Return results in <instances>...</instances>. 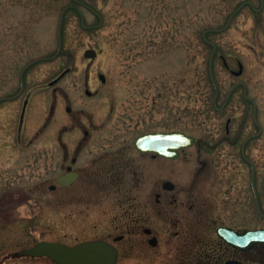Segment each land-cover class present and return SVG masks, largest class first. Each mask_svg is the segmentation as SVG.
<instances>
[{"label":"rangeland","instance_id":"rangeland-1","mask_svg":"<svg viewBox=\"0 0 264 264\" xmlns=\"http://www.w3.org/2000/svg\"><path fill=\"white\" fill-rule=\"evenodd\" d=\"M87 3L102 24L97 26L98 17L80 9L84 24L91 26L84 29L77 11L67 10L61 51L47 59L56 51L59 13L69 0H0V97L16 94L20 70L43 58L24 71L21 94L0 102V264H55L44 257L12 258L39 240L72 245L103 238L134 257V236L113 241L129 228L119 204L137 202L132 199L136 188H142L146 202H153L160 182L179 180L178 169L194 164L196 154L186 150L176 160L154 159L140 154L133 139L173 130L214 140L218 124L232 115L237 122L245 107L238 87L230 95L227 115L213 109L214 90L206 73L211 51L201 34L226 19L204 13L199 0ZM206 39L216 45V106L240 80L264 106V19H234L227 30L206 32ZM86 48L95 49L96 57L85 58ZM238 60L243 72L236 77L229 69L237 70ZM67 68L59 81L48 84ZM86 88L92 95L85 94ZM72 156L81 176L71 187H88L89 201H62L72 191L49 189ZM218 156L213 153V163ZM238 181L241 185L242 178ZM34 187L42 188V195ZM13 196H23L30 207L13 205ZM126 263L135 264L134 258ZM119 264H124L122 258Z\"/></svg>","mask_w":264,"mask_h":264},{"label":"flooded vegetation","instance_id":"flooded-vegetation-1","mask_svg":"<svg viewBox=\"0 0 264 264\" xmlns=\"http://www.w3.org/2000/svg\"><path fill=\"white\" fill-rule=\"evenodd\" d=\"M92 1L97 0H69L67 10H76L80 16V9H85L96 15L97 11L87 3ZM199 2L204 13H211L210 17L226 19L222 25L207 28L208 32L227 30L232 20L238 18L264 19V0ZM228 20L230 22L226 25ZM238 87H242L245 107L237 122L232 115L218 124L214 140L206 136L197 138L193 145L180 150L175 159L149 153L154 159L176 160L182 152L193 150L197 166L187 160L188 164L178 169L179 180L174 178L160 182L153 192V202H146L142 188H136L132 199L136 198L137 202L119 204L120 215L126 219L125 226L129 228L117 236V241L127 242V235L134 236L136 248L134 257L129 255V250L126 253V248H117L115 264H119L121 258L124 264L133 258L135 264H264V243L242 249L227 239L244 235L249 230L264 229V106L247 94L246 84L240 80L231 87L229 95L227 92L223 103L213 106V109L216 113L227 115L230 95ZM11 96L5 98L11 99ZM23 121L21 109L19 128L23 127ZM85 131L87 136L89 132ZM215 152L219 153V161L213 163L211 156ZM75 163L76 156H72L71 163L65 165V170L71 167L77 171L78 178L74 183L81 176ZM166 181L170 182V188L163 187ZM31 189L42 195L39 191L42 188ZM49 189L72 191L70 196H61L62 201H89L85 198L90 190L88 187L56 185ZM17 193L19 191L14 195ZM23 200V196H13L9 201L15 206L29 208V202Z\"/></svg>","mask_w":264,"mask_h":264},{"label":"water","instance_id":"water-1","mask_svg":"<svg viewBox=\"0 0 264 264\" xmlns=\"http://www.w3.org/2000/svg\"><path fill=\"white\" fill-rule=\"evenodd\" d=\"M60 15L58 28V51L60 50V30H61ZM101 19L99 24H101ZM97 52L93 48L85 49L83 55L85 58L93 59ZM211 68V67H210ZM243 65L238 61V70H231V73L238 76L242 73ZM69 69H65L55 79L49 82L50 85L57 82ZM99 80L105 82V76L98 73ZM86 95H91L92 92L86 88ZM26 106L24 102L23 111ZM66 110L70 111V107L66 106ZM87 132H84L86 135ZM194 137L181 131L169 132H147L138 135L134 138V147L141 153L152 152V156H162L166 158H176L179 155L178 150L192 145ZM75 158L72 159L74 161ZM78 173L68 167L67 170L55 178V182L62 186H68L76 181ZM51 185L50 188H54ZM164 188H170V182L166 181L163 184ZM228 239L238 245L239 248H247L255 243H264V229L250 230L244 235H235ZM118 238H115L117 240ZM151 242V241H150ZM118 255L117 249L103 239L86 240L78 242L74 245H66L59 241H37L31 246L23 247L11 254L12 257H48L56 264H115Z\"/></svg>","mask_w":264,"mask_h":264},{"label":"trees","instance_id":"trees-1","mask_svg":"<svg viewBox=\"0 0 264 264\" xmlns=\"http://www.w3.org/2000/svg\"><path fill=\"white\" fill-rule=\"evenodd\" d=\"M207 82H208L209 87L211 88V82L208 76H207Z\"/></svg>","mask_w":264,"mask_h":264}]
</instances>
